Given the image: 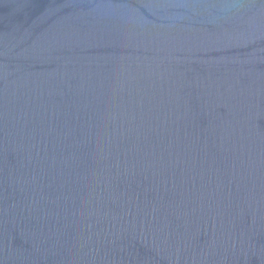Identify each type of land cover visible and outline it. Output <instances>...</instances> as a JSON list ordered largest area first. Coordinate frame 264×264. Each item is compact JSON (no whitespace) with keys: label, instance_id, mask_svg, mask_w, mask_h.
I'll return each instance as SVG.
<instances>
[{"label":"water","instance_id":"water-1","mask_svg":"<svg viewBox=\"0 0 264 264\" xmlns=\"http://www.w3.org/2000/svg\"><path fill=\"white\" fill-rule=\"evenodd\" d=\"M0 264H264V0H0Z\"/></svg>","mask_w":264,"mask_h":264}]
</instances>
